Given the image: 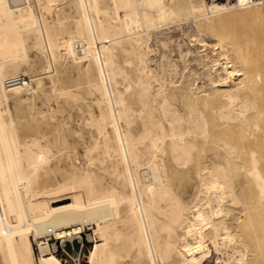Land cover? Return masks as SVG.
<instances>
[{"label":"bare ground","instance_id":"bare-ground-1","mask_svg":"<svg viewBox=\"0 0 264 264\" xmlns=\"http://www.w3.org/2000/svg\"><path fill=\"white\" fill-rule=\"evenodd\" d=\"M35 1L39 11L32 0H0V264H65L43 237L54 234L73 239L87 225H93L94 235L89 236L96 239L89 264H122L123 260L129 264L127 258L134 264H206L214 254L215 264H257L264 257L260 256L264 216L261 219L253 209L257 204L264 208V148L248 147L247 135L242 133L247 148L240 153L245 146L237 132L253 126L264 133V2L70 0L76 11L71 24L65 20L66 11L58 8L57 18H49L58 0ZM244 19L260 24L257 33L247 24L251 34L243 25L246 32L241 30L239 36L246 39L242 41L234 25ZM169 20H194L196 39L202 46L207 45V36L214 42L213 53L219 50L226 56L219 70L218 56L205 54L211 63L206 73L211 88L198 90L193 85L173 84L172 78L160 80L150 67L154 48L149 45L152 33L148 30ZM30 46L45 55L44 73L66 102L83 96L69 88L76 68L87 81L88 93L96 94L98 111L91 109L89 118L82 119L94 127L87 146L84 143V164L71 161L64 170L55 162L61 159L60 151L70 147L63 133L67 129L59 126L56 136L52 139L51 133L46 141L41 133L49 126L27 120L25 114L22 117L27 121L22 123L20 114L10 113L9 105L2 106L10 97L21 100L31 90L44 89L42 77H28L30 68L24 67L26 72L22 68L29 62ZM64 57L67 61L71 57L72 66L70 62L64 65ZM164 58L160 66L173 68ZM123 62L132 66L133 76ZM57 64L62 72L58 84L52 73ZM11 80L16 81L8 83ZM153 80L159 82L153 84ZM122 82L124 88L119 86ZM178 97L188 104L187 111L173 101ZM87 98L81 102L87 104ZM207 110L220 127L215 125L216 131L225 137L219 143L221 152L205 157L195 151L198 140L214 132ZM137 119L142 122L139 131L133 128ZM233 129L239 130H235L240 135L235 141L240 143L233 142ZM53 144L59 151L55 156ZM99 162L108 165L101 168ZM101 169L111 179L106 180ZM57 170L64 171L62 180H55ZM252 189L258 202H252Z\"/></svg>","mask_w":264,"mask_h":264},{"label":"rangeland","instance_id":"rangeland-1","mask_svg":"<svg viewBox=\"0 0 264 264\" xmlns=\"http://www.w3.org/2000/svg\"><path fill=\"white\" fill-rule=\"evenodd\" d=\"M18 1V0H17ZM67 1H70V0H58L57 1V4L59 5H56V8H55V10L53 11V12H51V13H49L48 14V16H49V18L51 17L52 18V16H53V19H56L57 18V8L59 9V12H64V11H66V12H64V14L67 16L66 18H65V20L67 19V22H69V23H71L72 24V22L74 21L73 19H74V17H75V15H76V11H75V8L73 7V8H71L72 7V5L69 3V2H67ZM32 3L35 5V9L36 10H38L39 8H38V5L36 4L37 3V1H35V0H32ZM62 4V5H61ZM68 4V5H67ZM36 6H37V8H36ZM58 6V7H57ZM61 9V10H60ZM63 9H66V10H63ZM57 10V11H56ZM73 10H74V12H73ZM39 11V10H38ZM69 12V13H68ZM55 13V14H54ZM70 13H71V15H70ZM69 14V15H68ZM73 14H74V17H73ZM54 15H55V18H54ZM70 16H72V17H70ZM70 17V18H69ZM50 18V19H51ZM69 18V19H68ZM52 20V19H51ZM194 20H187V22H185V21H179L180 23H178V21H174L173 20V22H172V20H171V22H170V20L169 21H166V22H168L167 24L165 23L164 24V22L165 21H161V23L163 24H161L160 26H159V24L160 23H157V24H155V25H153V26H157V27H152V30H150L149 28H151V27H149L148 29V31H150V33H152V34H150V40H149V42L151 43H149V45L151 46V47H153L154 48V52H152V57H153V59H152V61L153 62H149V65H150V67H152V68H154L155 69V72L158 74V76H159V79L160 80H164V77H165V79L166 80H168V81H170V80H174V83L173 84H178L179 83V85H181V83H182V86H184V87H192L191 85H193V88H196V89H198V90H204V89H209V88H211V86H212V84H210V83H212L211 82V80H210V76L209 75H207L206 73L209 71V65H211V63H210V59L209 58H205L206 56H205V54L206 53H209L210 55H212V54H215L216 56H218L217 58L219 59V61H220V64L217 66L218 67V69L220 70L221 68H222V65L224 64V63H226V61H227V58H226V56L224 55V54H222L221 52H219V50H215V52L213 53V51H212V43H214L209 37H207V36H205V38H206V42H207V45L206 46H202V43L201 42H199V40H197L196 38L198 37L197 36V27H195L196 26V23H195V21L193 22ZM244 21H246V22H244ZM251 21H254V20H251V19H244V20H239V21H237V23L238 24H235V22H234V31H235V29L237 28V31L239 30V33L237 32V31H235L237 34H238V37L239 38H241L242 39V41H244L243 39H246L245 37H243V36H239V34L241 33V30H243V31H245V29L246 28H248V29H246L248 32H246V33H249V34H251L252 32V30H250L251 29V27H249V26H253V31L255 30H257V28H258V30L257 31H259V25L258 24H260L259 22H251ZM251 22V23H250ZM170 23V24H169ZM178 24V25H177ZM184 24V25H183ZM248 26V27H246L245 29L242 27L243 25L244 26H246V25ZM264 23L261 25L262 27H263V29H264ZM255 26V27H254ZM155 30H154V29ZM196 28V29H195ZM243 28V29H242ZM189 29V30H188ZM195 31H194V30ZM155 31V32H152V31ZM242 31V32H243ZM257 31L255 32V33H257ZM156 33V34H155ZM154 34V35H153ZM190 34V35H189ZM192 34V35H191ZM236 34V35H237ZM157 37H156V36ZM240 35H242V34H240ZM153 37V38H152ZM243 37V38H242ZM161 40H163V41H161ZM163 44H162V43ZM189 49H191L192 50V53L190 52V50ZM38 51V52H37ZM189 52V53H188ZM38 53V54H37ZM163 53H165L164 55H163ZM183 53V54H182ZM191 53V54H190ZM217 53V54H216ZM28 61L29 62H27L25 65H23V70L25 71L26 69H29L30 68V72L28 71V70H26L28 73H29V75H28V73H27V76L29 77L30 75L31 76H36V77H42V79L44 80L43 82H44V89L43 90H38V91H33V90H31V91H29L28 93H26V97H27V95H28V100H27V98H23V99H21V100H17V98H13V97H10V99H9V101L8 102H5V104L3 105L2 104V106H6L7 108L10 106V113L11 112H13L12 114H17V115H19V116H17L18 117V120L19 121H21L22 120V123H25L27 120H33L34 119V122H37L38 121V123H40L41 122V124H43V125H45V126H49V128H50V130H49V128H46V130H45V134L44 133H41L42 134V137L44 136L45 137V139H46V141H47V139L53 134V136H51V138L53 139L54 138V136H56V132H55V130H58L59 128H65V129H67V130H65V129H63V133L64 134H66L65 135V137H67V141L69 142V144H68V142H67V144L70 146V147H68V149H67V145H66V147H65V149H63V150H65V151H63V150H61L60 151V153H61V155L60 154H58L57 152H59L58 150H57V148L54 146V144L52 145V149H54L52 152L53 153H55L54 154V156L55 155H57L58 154V157H60L61 156V159H60V161H59V159L58 158H56L55 159V162L56 163H60V165H62V167L64 168V170L65 169H69L70 168V163H71V161H76V162H80L81 164L83 163H86L87 162V156H85L86 155V144H88L89 143V141L90 140H88L89 138H90V136H91V130H93V126H90V125H88L87 124V121L85 122V120H82V119H88L89 118V116H90V110L91 109H94L95 111L97 110L98 111V108H97V105H95L96 103H95V100H96V94L95 93H93V94H91L90 92L88 93V88H87V90H86V87H88V85H86V83H87V81H84L83 80V78H81L82 76H80L79 74H78V70H77V68L75 69V70H73V76L75 77L76 75H79V77H80V80L82 79V81H81V83H80V80H78L79 78L77 77H72V79H70L71 81L74 79V81H75V83H74V81H72L71 83L72 84H70L69 82H67L66 84H70L69 85V88H70V86H71V88L70 89H75V91L77 92V90H79V92H83V96H81L80 97V100H74V102H72V101H69V102H66L63 98H61V97H63V96H61L60 95V89L57 87L55 90H57V91H59V92H57V91H55L53 88H52V86H53V84L55 83L54 81V83H51V81H52V79L48 76V74L46 73H44V69H43V66H44V64L46 63V57H45V55L44 54H42V53H40V51L36 48V47H34V46H30L29 48H28ZM166 54H168V57H166L167 55ZM188 54V55H187ZM197 54V55H196ZM30 55H31V57H30ZM40 55V59H39V56ZM43 55V56H42ZM182 55H183V57H182ZM201 55V56H200ZM162 56H164V57H162ZM197 56V57H196ZM42 57H43V61H42ZM155 57V58H154ZM202 57V59L204 58V61H201L200 60V58ZM71 57H68V61H67V57H66V59H65V57L62 59V62L63 63H65L64 65H67L69 62L71 63H69L71 66H72V62H73V60L71 59ZM164 58L165 60L167 59L168 60V64H171V65H168V66H173V64H174V66L176 67V69H173V68H175L174 66H173V68H169V67H167L166 66V69L164 70L163 68H162V66H160V63L162 62V61H160V60H162V59ZM206 59V60H205ZM31 60V61H30ZM32 60H35L34 62L32 61ZM41 60V61H40ZM166 60V61H167ZM209 60V61H208ZM40 61V62H39ZM165 61V62H166ZM170 61H172L171 63H169ZM175 61V62H174ZM201 61V62H200ZM31 62V63H30ZM36 62H37V64H36ZM67 62V63H66ZM204 62V63H203ZM208 62V63H207ZM34 65H33V64ZM207 65H206V64ZM68 64V66H70ZM123 64L126 66V64L123 62ZM27 65V66H26ZM33 66V68H32V66ZM128 65V64H127ZM221 68H220V67ZM24 67L26 68V69H24ZM130 67H132L131 65H128V66H126V68L128 69V71L130 72V74L133 76L134 75V71H133V68L131 69ZM57 68L59 69V66H58V64H57ZM75 68V67H74ZM73 68V69H74ZM160 68H162L163 69V71H162V69L160 70ZM53 69V71H52V73L54 74V79H55V81L57 82V84H58V81L57 80H59V78L61 77V76H59V75H61L62 74V72L60 71V69L58 70L57 69V71L56 70H54V67L52 68ZM170 71V72H168V71ZM175 70H176V72H175ZM25 71V72H26ZM38 73H37V72ZM42 71V72H41ZM165 71H167L166 72V74H165ZM33 72H34V74H33ZM57 72L59 73V74H57ZM40 73H41V75H40ZM163 73V74H162ZM172 75H171V74ZM193 73V74H192ZM33 74V75H32ZM36 74V75H35ZM164 74H165V76H164ZM174 74V75H173ZM176 74V75H175ZM43 75V76H42ZM46 75V76H45ZM169 75H171V76H169ZM173 76V77H172ZM235 76H238V74H237V72L235 73ZM56 77L58 78V79H56ZM162 77H163V79H162ZM167 77V78H166ZM172 78V79H171ZM85 79V78H84ZM172 80V81H173ZM186 80V81H185ZM48 81V82H47ZM78 81H79V83H78ZM77 82V83H76ZM156 82V83H155ZM159 82V81H158ZM157 81H154L153 80V84L155 83V84H157L158 83ZM33 84L32 85H35V83H34V81L32 82ZM50 83V84H49ZM123 83V82H122ZM122 83H119V86H120V88H124V86H125V82L122 84ZM52 84V85H51ZM77 85H78V88H77ZM50 86H51V88H52V90H54V91H51V88H50ZM48 87V88H47ZM74 87V88H73ZM81 88L82 89H84L83 91L81 90ZM48 89H49V91H48ZM59 89V90H58ZM77 89V90H76ZM46 90V91H45ZM42 91H44V92H42ZM48 91V93H45V92H47ZM51 91V92H50ZM87 91V92H86ZM36 92V93H35ZM58 94H57V93ZM86 92V93H85ZM43 93H45L46 94V96H45V94L44 95H42ZM54 93H56V95H58V96H60V97H58V96H56ZM89 94H91V95H89ZM95 94V95H94ZM36 95V96H35ZM42 95V96H41ZM47 95H49V96H47ZM87 95V96H86ZM30 96V97H29ZM56 97V98H55ZM84 97H88L87 98V104H86V100H85V102L84 103H82L83 102V100H84ZM62 99H63V102H65V104L62 102ZM81 99H83V100H81ZM86 99V98H85ZM52 100V101H51ZM55 100V101H54ZM30 103H28V102ZM76 101H82L81 103L79 102H76ZM174 102H175V104L181 109V110H183V111H187L188 110V104L187 103H185L180 97H178V98H176V99H174L173 100ZM24 104H23V103ZM45 102V103H44ZM50 102V103H49ZM61 102H62V104H61ZM94 102V103H93ZM9 103V104H8ZM18 103V104H17ZM40 103V104H39ZM60 103V104H59ZM67 103V104H66ZM69 103V104H68ZM74 103V104H73ZM93 103V104H92ZM16 104H17V106H16ZM9 105V106H8ZM18 105H20V107H18ZM26 105V106H25ZM61 105H62V107H61ZM64 105H68V106H65V107H68L67 109L65 108L64 109ZM74 105V106H73ZM77 105H82V107L80 106V107H78ZM89 105V106H88ZM35 106V107H34ZM58 106H60V107H58ZM73 106V107H72ZM184 106H186V107H184ZM5 107V108H6ZM23 107V108H22ZM31 107V109L32 110H34V111H32L31 109H29ZM40 107V108H39ZM92 107V108H91ZM39 108V109H38ZM46 108V109H45ZM58 108H60L61 109V111H60V109H58ZM79 108H81V109H79ZM83 108V109H82ZM86 108V109H85ZM8 109V110H9ZM41 109V110H40ZM87 109H89L88 111H86ZM17 110H18V112H17ZM51 110V111H50ZM58 110V111H57ZM14 111H16V112H14ZM26 111V112H25ZM29 111H30V113H31V115L33 114V113H35L36 112V114H37V116L34 118V116L32 115V117H31V115H29L28 116V113H29ZM39 111H41V112H38ZM56 111V112H55ZM77 111V112H76ZM33 112V113H32ZM43 112H44V114H43ZM55 112V113H54ZM64 112V113H63ZM80 112V113H79ZM87 112V113H86ZM29 113V114H30ZM41 113H42V116H41ZM55 115H54V114ZM208 113H211L209 110H207V114ZM23 114H25V115H23ZM27 114V115H26ZM38 114L40 115V117H42L44 120H46L45 122H43L44 120L42 119V118H39L38 117ZM47 116H46V115ZM53 114V115H52ZM78 114V115H77ZM22 115H23V117L24 116H27V120L26 119H24V118H26V117H22ZM52 116V117H51ZM56 116V117H55ZM64 116V117H63ZM85 116H86V118H85ZM211 116V114L209 115L208 114V117H209V119L211 120L210 121V124H211V126H210V129L211 130H214V132L216 131V127H219L217 124H216V120L215 119H213L212 117H210ZM14 117V116H13ZM17 117H14L15 119L17 118ZM23 119H22V118ZM49 117H51V118H54V120H50L49 119ZM70 117V118H69ZM83 117V118H82ZM30 118V119H29ZM37 118H39V119H37ZM49 119L51 122H52V124H53V129H52V124H51V122L48 120L47 121V119ZM40 119H42L43 121H41ZM61 119V120H60ZM18 120H16V121H18ZM23 120L25 121V122H23ZM68 120V121H67ZM70 120V121H69ZM139 120V121H138ZM215 120V121H214ZM57 121V122H56ZM61 121V122H60ZM73 121V122H72ZM80 121V122H79ZM212 121H213V123H212ZM84 122H85V124H84ZM21 123V124H22ZM59 123V124H58ZM62 125H61V124ZM215 123V124H214ZM20 123H19V125H20V133H21V135H23V136H25L24 134H22L23 133V131H24V127L21 125ZM69 124H70V126H69ZM214 124V125H213ZM50 125H51V127H50ZM66 127H65V126ZM215 125H217L216 127H215ZM44 126V127H45ZM60 126V127H59ZM64 126V127H63ZM141 126H142V122H141V120L140 119H137L136 120V122L134 123V125H133V128H134V130L135 131H139L140 130V128H141ZM213 126V127H212ZM23 127V128H22ZM59 127V128H58ZM69 127H71V128H69ZM262 127H264V124H262ZM213 128V129H212ZM216 128V129H215ZM220 128V127H219ZM218 128V129H219ZM253 128V129H252ZM53 131H52V130ZM83 129V130H82ZM90 129V130H89ZM218 129H217V131H218ZM255 127H253V126H251L250 128H249V132L247 131V130H244V132H242L243 131V129H239V130H237V129H235V130H237V131H239V132H237V133H239L240 135H241V138H239V139H241L242 140V144H243V141H245V140H243L245 137H244V135L246 134L247 136H249V138L246 136V138L245 139H248V141L245 143L246 145H248V147H250V146H254L255 148H261V149H263L264 148V137H263V135H264V133L263 134H261V132H263V130L261 131H259V129H256ZM261 129V128H260ZM22 130V131H21ZM68 130H69V132H68ZM79 130V131H78ZM82 130V131H81ZM89 130V131H88ZM210 130V131H211ZM235 130L233 129V131H232V135H233V137H232V139H233V142H239L240 140H238V141H235V139L237 140V138H238V135L239 134H237L236 132H235ZM49 131V132H48ZM52 131V132H51ZM81 131V133H79ZM215 132V134H214V132L213 131H211L212 133H211V136L209 135V137L207 138V139H201V140H198V148H197V150L195 151V153H203V155L205 156V157H208L210 154H212V153H219V152H221V146L219 145V143L221 144V142H222V140H221V138H223V137H225L224 136V134H223V137H222V131H219V132H221V134L219 133V132ZM245 131H247L246 133H245ZM256 131V132H255ZM67 132V133H66ZM229 132V131H228ZM231 132V131H230ZM251 132H252V135H251ZM52 133V134H51ZM56 133V134H55ZM69 133V134H68ZM218 133V134H217ZM242 133L244 134V135H242ZM250 133V134H249ZM40 134V135H41ZM47 134H48V137H47ZM50 134V135H49ZM212 134H214V135H212ZM226 135H227V133H225ZM229 134V133H228ZM237 134V135H236ZM249 134V135H248ZM254 134V135H253ZM81 135V136H80ZM90 135V136H89ZM220 135H221V137H220ZM232 135H230L229 134V137H231ZM239 135V136H240ZM251 135V136H250ZM255 135H256V137H255ZM259 135V136H258ZM26 136H29V135H26ZM253 136V137H252ZM261 136V137H260ZM31 138H32V136H30ZM30 137H22V139L23 140H25V139H31ZM41 136H40V139L42 138ZM43 137V138H44ZM227 137H228V135H227ZM228 137V138H229ZM237 137V138H236ZM244 137V138H243ZM41 139L42 141H43V143H45L44 142V140L45 139ZM50 138V139H51ZM210 138V139H209ZM252 138V139H251ZM221 141H220V140ZM231 139V138H230ZM257 139V140H256ZM261 139V140H260ZM84 140V141H83ZM88 141V143H87V141ZM204 140V141H203ZM218 140V141H217ZM83 141V142H82ZM203 141V142H202ZM208 141V142H207ZM254 141V142H253ZM71 142V143H70ZM200 142H201V144H203V145H201L200 144ZM259 142V143H258ZM262 142V143H261ZM52 143V142H51ZM81 143V144H80ZM84 143H85V148H84ZM240 143V142H239ZM251 145H250V144ZM259 144V146L258 145H255V144ZM260 143L263 145H261L260 146ZM207 144V145H206ZM242 144H241V146H242ZM245 144H243V146H245ZM204 147V149H202L201 148V150L202 151H200L199 149V147ZM54 147V148H53ZM69 148H71V152H67L68 150H69ZM214 148H215V150H214ZM242 148V147H241ZM245 148H247V146H245L244 148H242L239 152L240 153H243V152H245V151H243L242 152V150L244 149L245 150ZM251 148V147H250ZM240 149V148H239ZM56 150V151H55ZM73 150V151H72ZM204 150V151H203ZM218 150H220V151H218ZM248 150V149H247ZM62 151H63V153H62ZM51 152V153H52ZM67 152V153H66ZM85 152V153H84ZM206 153V154H205ZM246 153V152H245ZM248 153V152H247ZM67 155V156H66ZM54 156L53 157H51L53 160L52 161H54ZM74 158V159H73ZM80 158V159H79ZM85 158V159H84ZM168 158V157H167ZM76 159V160H75ZM70 161V162H69ZM101 163L99 162V166H101V168L102 167H106L107 165H108V162H106V163H104V164H101ZM102 170V172H103V170L104 169H101ZM59 171V172H58ZM62 172H64V171H62V170H57L56 172H55V180L57 181V180H62L61 178L63 177L62 176ZM103 175H104V177H105V179L106 180H109V179H111L110 177V174H108V172L106 171L105 172V170H104V173H103ZM186 181L187 180H182V182L185 184L186 183ZM255 190V189H254ZM253 189L251 190V191H253V196L254 197H252L253 198V201L252 202H258L259 200H257L258 199V197H257V192L255 193V191H254ZM250 194H251V192H250ZM256 195V196H255ZM255 197H257V199H255ZM254 199H255V201H254ZM66 200H68V199H66ZM254 205H256V203L254 204ZM258 206V204L256 205V207ZM263 206V205H262ZM256 207H254V211H255V213L257 212V216L258 217H260L261 219H262V215L264 216V211H263V213H261L262 211L261 210H264V208L263 209H261L259 206V208L261 209H259L258 211H256ZM264 207V206H263ZM256 208V209H255ZM256 216V215H255ZM92 226L93 225H87L86 227H85V230L83 231V237H84V239H85V241H86V248H85V250H84V252H83V255H82V264H89V260H88V255H89V253H90V250H91V248H92V246L94 245V243H95V238H91L89 235L90 234H93L94 235V233H93V228H92ZM35 247H36V244H35ZM37 251V250H36ZM260 254V253H259ZM263 254H264V251L262 252V254H260V256L262 255V257H263ZM61 259H62V257H61V255H58ZM214 256H215V254H214ZM214 256H212L207 262H206V264H215V257ZM257 258H259V255L257 256ZM256 258V259H257ZM264 258V257H263ZM263 258L262 259H257V261H258V263L257 264H263ZM212 259V260H211ZM132 259L131 258H127L126 259V261H127V263H129V264H134V262H133V260L131 261ZM259 260L262 262H259ZM62 261L64 262V260L62 259ZM130 261H131V263H130ZM213 261H214V263H213ZM125 264V260H123L122 261V264Z\"/></svg>","mask_w":264,"mask_h":264},{"label":"built area","instance_id":"built-area-1","mask_svg":"<svg viewBox=\"0 0 264 264\" xmlns=\"http://www.w3.org/2000/svg\"><path fill=\"white\" fill-rule=\"evenodd\" d=\"M207 1H221L225 3H233L237 0H207ZM264 2V0H250ZM16 80L8 81L11 83ZM83 235V234H82ZM82 235H76L73 239L66 236H55L50 234L47 237H43L49 243L51 251L57 255H61L65 264H82V255L86 248V241ZM36 250L39 254V247L36 243Z\"/></svg>","mask_w":264,"mask_h":264}]
</instances>
